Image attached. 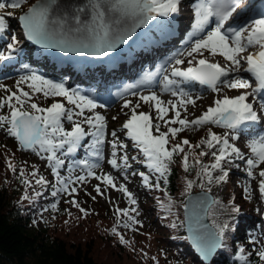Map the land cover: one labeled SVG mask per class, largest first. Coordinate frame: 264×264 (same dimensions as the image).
I'll use <instances>...</instances> for the list:
<instances>
[{"label":"snow or ice","instance_id":"6c2138e0","mask_svg":"<svg viewBox=\"0 0 264 264\" xmlns=\"http://www.w3.org/2000/svg\"><path fill=\"white\" fill-rule=\"evenodd\" d=\"M181 2L182 0H87L86 4L57 12V0H37V3L29 7L23 15L19 16L18 20L22 25L24 37L43 48L104 57L125 43L130 31L135 27L151 21L157 16L171 17L179 13ZM24 3L25 0H12L8 6L19 8ZM243 3L244 0H196L191 5L195 20L192 25L193 32L190 35L198 38L192 40L191 47L179 55L187 54V56L195 58L194 54H196L203 57L204 51H207L211 55L223 56L231 62L232 67L226 69L219 63L209 62L205 58L196 60L194 64L190 59L187 61L189 65L187 68L173 67L172 69L171 76L178 77L180 80H173L169 76L164 77V90H171L173 96H180V105L195 103L183 88L178 87L176 90H172V86L187 81H197L201 85H207L213 91L219 92L217 83L223 78L222 82L226 87L251 88V92L245 91L237 96L224 95L217 98L212 106L191 120L186 117L181 118L180 112L176 110L178 105L171 102L168 104L170 109L175 111V115L170 120H165L170 109L162 106L164 102L155 92L148 95L132 92L133 96L139 95V100L144 103L155 102L156 119L164 122L167 131H161V124L154 122L149 113L137 112L140 107L139 103L133 106L130 100L125 101L124 107L131 108V115L122 128L126 130L125 134L130 139L132 147L138 149V155L142 154L143 159H139L138 162L146 164L149 169L158 174L156 182L150 183L149 175L144 172L139 173L147 187L159 189L161 179L167 184L168 173L171 170L170 165L175 162L174 155L176 154H183L182 161L185 171L196 169L197 178L201 180V188L204 187V178L209 184L227 180L228 171L222 167V162L226 158H230L234 154L235 157L244 159L241 149L230 141L239 138L241 126L247 123H258L264 118L262 117L264 102L260 103L261 113H258L254 104L249 102V97L256 100L259 94L264 93V10H261L255 17H250L248 22L238 29L227 26V22L233 18L234 14H238L237 10ZM5 7V3H0V10ZM8 15L12 14L8 13ZM129 21L132 22V26L125 29L124 26ZM6 30L5 16L0 13V34ZM18 44V37L15 34L11 35L10 42L6 43V53L0 51V61L12 58L19 51ZM252 46L258 47L259 50L255 53L249 52L246 56L241 55ZM174 59L177 65L184 63L182 59ZM242 59L247 64L245 68H241ZM241 71L251 73L255 77V87H252L249 80L240 74ZM231 73H235V75L229 79ZM23 84H27L31 92L25 91L22 87ZM16 85L18 92L5 88L6 93L10 94L0 97V108L7 106L10 110L8 115L0 114V128H5L10 136L15 137L22 148H30L33 151L38 149L39 153L47 154L42 158L48 161L51 171L56 177L57 185H59L53 191V196H56L58 192L72 195L77 192V188L70 187L71 185L85 183L88 177H95L123 192L132 205L137 203L126 185H117L111 174L98 176L94 169L99 167V164L90 162L88 159L76 162L83 167V170H86V175H78L74 178L71 175L68 177L60 175L59 169L65 164L61 155L75 153L85 137H92L91 145L88 146L90 147L88 155L99 159L103 158L101 146L105 142L106 118L93 110L98 106L104 107V105H97L95 99L81 93L78 89H70L63 82L46 78L31 70L20 75ZM4 87V85H0V88ZM34 93H42L46 98L63 97L74 108H66L65 104L59 101L42 107L32 101ZM260 99L264 101V96H260ZM85 110L93 111V114L85 115ZM65 119L71 122L70 130H66L64 127ZM177 123L180 125L179 127L171 126ZM206 124L216 125L228 131L217 134L209 129L208 138L200 141V144H206L208 149H214L220 145L218 152H211L214 157L213 163L204 164L202 162L200 158L208 155L205 151L194 155V159L190 163L189 152L185 151L184 145H188L189 148H198L200 145H191L187 138L179 143L170 142L175 140L177 134L184 131L185 128ZM85 125L88 127L87 131ZM111 136L113 138L110 141L112 159L108 163L113 168H120L119 160L123 162L124 168H129L130 157L126 151L129 145L119 138L115 130L111 132ZM248 147L251 149L252 155L246 160V164L247 174L251 177L254 175L253 169L264 164V133L251 138L248 141ZM65 149L66 152L63 151ZM118 152H123V155L118 157ZM131 159L138 160V156H133ZM9 168L16 171L15 166L11 163ZM72 168L73 166L70 164V173ZM215 169H219L221 174L214 177L212 173ZM29 175L34 178L36 185L43 187L48 184L46 178L38 174V170L34 169ZM20 177L23 184L31 185V180L23 169L20 170ZM259 177V191L264 197V168L260 169ZM194 183V180H186L185 194L191 191ZM95 191L103 194L100 185L96 186ZM245 192H248L247 188H245ZM40 195V192H35V196ZM23 198H29L27 191ZM246 198L250 199V197ZM70 203L81 212L86 211L80 207L74 196ZM159 203L166 213H171L173 202L170 196L168 203L162 201ZM229 203L232 204L231 201ZM212 204L221 205V202L213 200ZM51 207L55 209L56 204ZM231 211L239 213L240 208L238 205L232 204ZM130 212H136V209H116L117 214L128 217L133 223H140L135 216L130 215ZM189 219L192 222L189 224L190 236L188 238L193 241L203 260L211 261L217 250L224 246L223 241L226 239V233L231 230L229 221L218 222L213 219L212 225L209 226L198 215L189 217ZM125 226L129 225L125 223ZM171 226L176 227V223L173 222ZM112 231L116 233V228L114 227ZM120 241L127 243L123 236H120ZM252 241H255L254 236ZM243 251L244 249L240 248L237 256L240 260L245 261V264H248L246 257L242 254ZM256 254L261 262H264V246L258 249Z\"/></svg>","mask_w":264,"mask_h":264},{"label":"rangeland","instance_id":"374dc122","mask_svg":"<svg viewBox=\"0 0 264 264\" xmlns=\"http://www.w3.org/2000/svg\"><path fill=\"white\" fill-rule=\"evenodd\" d=\"M35 1L37 0H25V3L21 5L19 8H13L15 11L12 12H5V19L7 23V28L4 33L6 37H8V31L11 30V28L14 31V34L19 37L21 35V38H25L23 36V30L21 27H19L20 23L18 21V14H21L25 10H27ZM12 3V0H7V5H10ZM191 6V5H190ZM185 7L188 8L189 5L185 4ZM23 10V11H22ZM2 13V12H0ZM8 13H11L12 15H8ZM18 21V23H16ZM14 27V28H13ZM12 31V32H13ZM29 43V42H28ZM6 45V43H5ZM29 49L28 52H30L31 46L28 45ZM35 51V49H32ZM37 51V50H36ZM35 51V53H36ZM39 52V51H38ZM39 54H43L39 52ZM242 56L243 53L241 54ZM194 57L196 58L197 55L194 54ZM183 61L186 63L188 60L193 59V57L187 56V54L183 55ZM17 64L14 66L16 67V72L6 75L5 77H0V85H4V88H0V94L1 97H5L7 94L5 88L10 89L12 91H17V85L16 81L19 79L20 75L27 73L30 68L24 66V62H26L23 58L16 59ZM28 61V60H27ZM227 64L231 65V62L227 60ZM103 65H98L96 67L87 68L88 70H95L101 68ZM98 73L100 76V72L98 70ZM40 74V73H38ZM66 75V74H65ZM103 76V75H102ZM62 78L59 82H62ZM70 80V77L67 79V81ZM95 81H98L96 77L94 78ZM100 82V81H99ZM22 87L25 91L31 92V89L28 88L27 84H23ZM209 89V88H206ZM251 88H228L225 85L220 88L219 92H212L208 93L205 89H200L198 87L194 88L193 91V99L195 103H189L187 105H180V101H177L178 110L181 114V117H186L187 119L191 120L196 118L197 116H200L204 111L207 110L209 106H212L214 101L217 98H221L224 95H228L230 97L237 96L241 94V92H249ZM156 94L160 97L161 101L164 102L162 104L163 107H168L170 109V105L168 102H171L174 100L171 95L166 94L164 92L161 93V91H157ZM126 100H130L132 102V105L139 103L140 107L137 109V112L140 108H146V110H151L153 115L154 122H158L164 127L165 129H162L161 131H167V126L164 124L163 121H159L156 119L157 117V111L154 108V101L149 103H144L143 101L139 100V95L131 96L129 98L124 99L121 102H117L115 104L104 106V107H97L94 112H99L101 115H103L106 118V137L105 142L101 146L102 148V161L94 160V163L99 164V167L95 168L94 171L97 173V175H103V174H111L114 177V182L117 185L124 184L128 188V190L133 194V197L137 201L135 205H132L129 202L128 197L121 191L117 190V188H112L109 185H107L105 182H103L100 179H97L95 177H88L87 182L85 183H79V184H73L70 187H76L77 192L78 188L80 189V192H76V195L72 194L69 195L65 199L61 198V195H64L63 192H58L56 196H53L52 193L55 191L56 187H59L57 185L56 177L52 173L51 168L49 166V163L46 159L42 158V156H46V153H39V150L33 151L32 149L29 150H23L20 147L19 142L16 140L15 137L10 136L5 128H0V144H8L13 146L14 142H16L18 146V151L21 156L22 160H27L28 162H32L34 160H37L38 158L43 159L44 166L48 168V172L51 176V178L55 181H53L52 185H50V193L48 197H46L44 208L48 209L50 206H52L56 202L60 201H66L68 199H72L73 196L77 200L79 198V204L82 206H86L88 208H95L97 205L100 209L109 211L112 210L118 217V219L121 220V226L118 227V232H120V236H123L124 240L127 241V245L132 248L131 250L135 253V259L145 260V263L147 264H189L188 262L182 263L181 261V255L178 252L179 247L176 245H173L170 240L164 239L162 237L163 234H165L167 231H169L170 226L169 224H172L173 222L176 223V226L179 228V230L176 233H181V229L185 227L184 225V216H183V206L185 201V192L181 194V206L179 204L176 205V207L171 209V213L168 214L165 212L164 209L159 210L158 212L164 216H161L160 218H155L154 215L156 213L157 208L150 205L148 199L149 195L146 192L145 189H143L141 186L143 183V178L139 175L140 172H144L145 174H148L144 168L147 166L144 163H140L139 158L138 160H132L131 157L136 156L133 152L131 141L126 136L125 132L126 130H123L122 126L126 122V120L131 115V108L124 107V103ZM260 100V98H259ZM258 98L256 99V102L259 104ZM32 101L38 103V105L42 107L50 106L51 103L54 101H59L65 104L66 108H74L73 105H70L67 103L66 99L63 97H44L42 93H34L32 95ZM13 103H15V100H13ZM261 103V100H260ZM48 104V105H47ZM97 105H102L100 103H97ZM27 108V105H25ZM260 109V104L259 108ZM0 110H4L2 112L3 115H8L10 110L7 108V106L0 108ZM78 111V109H75ZM93 111L85 110V115H92ZM175 111L169 110L167 113V116L165 117V120H170L172 117H174ZM115 117V119H113ZM262 117H264V113L262 114ZM63 123H69L68 127L71 129V122L67 121L66 119L63 121ZM173 127H179L180 125L174 124L171 125ZM206 126H210L211 130L214 132H218L220 130L222 133L225 131H228L225 128L212 125V124H206L202 126H189L185 128L184 131V139L192 138V139H198L199 145L201 148H207L206 144H200V141L202 139L208 138V131H204V128ZM85 130H88L87 125L84 126ZM115 130L117 132V135L119 138L126 144L129 145L127 148V154L129 155V168L123 167V162L118 160V163L121 164L120 168H113L108 161L112 159L111 156V145L110 141L113 139L111 136V132ZM180 132V133H182ZM119 133L127 138H121ZM155 134V133H154ZM250 133L247 130L240 129L239 132V138L236 140L230 141L231 143H234L237 147H239L244 154V159H240L235 157L233 154L232 158L236 162L234 165V170L231 172V174L227 177V180L220 183H211L209 184L207 182V179L205 178L203 180L204 187L203 189L211 191L214 196L215 200H218L221 202V205L226 203V201L230 198L232 195V192L234 190V194L241 200H243L246 197L249 201L246 203L243 201L242 205L239 207L240 212L236 213L237 215L242 214H248L250 217L249 225L245 230L246 237L250 239V244H255L258 249H260L262 246H264V197L261 196L259 191V171L261 168H264V164H261L253 169V176H248L247 174V164L246 160L251 157V149L248 147V141L253 138ZM92 140V138H90ZM92 141H90L91 144ZM188 146V145H187ZM220 145H217L214 149H219ZM66 152V149L63 150ZM60 155V153H58ZM118 157L120 155H123V152H118ZM38 157L37 159L35 158ZM61 158L65 160L64 167L66 171H69V165L71 164L73 166L72 171L73 178L78 175H86L80 167L77 166V159L73 157L71 154L67 155H61ZM0 164L3 165V161L1 159L0 155ZM61 167V168H62ZM224 167V166H222ZM148 168V167H147ZM149 169V168H148ZM152 171L151 169H149ZM60 172V169H59ZM213 176L220 175V170L215 169L213 170ZM61 175V173H60ZM150 177V176H149ZM157 178V177H156ZM163 179H161L162 181ZM97 185H100L102 195L97 193L95 191V188ZM201 187L191 189L197 190ZM245 188L248 189V192H245ZM95 197V199H93ZM220 206V205H218ZM117 208H135L136 212H130V215L135 216L136 220L140 221V223H133L131 220L128 219V217L123 216L122 214H117L116 209ZM46 211V210H45ZM79 211V210H78ZM51 213H44L42 211L39 212V214H36L34 216V221L36 224H40L43 222L44 219H47V216ZM44 215V216H43ZM212 215V214H211ZM223 214H216L215 216L212 215L211 220L213 222V219H216L217 221L220 219V216ZM161 222L166 224L168 227H162ZM125 223H127L129 226H125ZM93 226V224H92ZM83 229V228H82ZM86 229V228H85ZM121 230V231H120ZM81 233L91 234L86 232V230H80ZM175 233V234H176ZM172 235L174 239L177 241L179 240L177 235ZM115 236V235H113ZM255 237V241H252V237ZM130 242V243H129ZM94 250L93 255L96 258L98 263L101 264H136V261L133 258L127 257L126 254L119 255L117 252V249L115 246H113L111 243L101 241L100 238H95L94 241ZM155 258V259H153Z\"/></svg>","mask_w":264,"mask_h":264},{"label":"trees","instance_id":"16d2710c","mask_svg":"<svg viewBox=\"0 0 264 264\" xmlns=\"http://www.w3.org/2000/svg\"><path fill=\"white\" fill-rule=\"evenodd\" d=\"M209 129V127H205L204 131ZM0 140L2 139L0 138ZM182 140V135L177 134L175 140L170 143H179ZM188 140L191 145H199L198 139L189 138ZM168 146L170 147V145ZM184 148L186 152H189L190 163L193 161L194 155L201 151L208 153L200 158L204 164L214 162L211 152L215 149L201 148L200 146L189 148L187 145H184ZM0 155L3 161V165L0 164V264H101L93 255L95 238H100L104 242L108 241L116 247L119 255L126 254L127 257L133 258L136 264H147L145 260L135 259L132 248L126 243H121L120 232L117 234L116 216L113 212L108 209L102 210L97 205L95 208L80 205L86 210L81 212L70 203V200L56 204L55 209L51 206L48 209L44 208L46 197L50 191V186H48L50 177L42 161L38 159L32 162L22 160L16 144L13 146L0 144ZM182 156V153L174 155L175 162L170 165L171 170L168 173L167 184L162 180L159 189L149 187L145 189V193L147 192L149 195L150 205L157 208L154 214L155 218L164 216L158 212L162 209L159 201L168 203L169 196L172 198L173 209L177 204L181 206V194L185 192L186 180L195 181L191 189L200 187L201 180L197 178L196 169L185 171ZM10 163L15 166V172L9 168ZM222 166L228 171L234 168L227 159L222 162ZM21 169L31 180L30 186L21 182ZM34 169L38 170L39 175L46 178L48 181L46 186L41 187L35 184L34 178L29 175ZM26 191L29 193L28 199L23 198ZM35 192H40L41 195L37 197ZM230 201L238 206L242 205L243 201L247 202L245 199L238 198L233 190L226 203L220 206L216 204L210 206L209 216L223 214L218 222L228 220L231 230L226 233L224 246L217 251L209 264H245V261L240 260L237 256L240 248L244 249L242 254L246 257L248 264H264L256 254L258 249L249 244L244 233L245 225L249 224L248 217L232 212ZM40 211L44 215L48 212L51 214L42 223L36 224L33 222L34 216ZM161 223L162 227L170 226L169 231L162 237L170 241L172 239L171 243L179 247L177 249L181 255L182 263L207 264L189 243L184 228L181 229V233H176L179 230L177 226L172 227V224L168 223L167 226L163 222ZM114 227L116 233L112 231ZM80 230H86L91 234L81 233ZM174 234L177 235L178 241L171 237Z\"/></svg>","mask_w":264,"mask_h":264},{"label":"water","instance_id":"95a60500","mask_svg":"<svg viewBox=\"0 0 264 264\" xmlns=\"http://www.w3.org/2000/svg\"><path fill=\"white\" fill-rule=\"evenodd\" d=\"M36 3H37V1H35L32 5H34ZM86 3H87V0H57L58 6L56 7V11L62 12L69 7H74L76 5H83ZM26 11L27 10H25L19 16L23 15ZM89 19H90V16H89ZM154 20H155V18L151 21H148L142 25L135 27L134 30L130 31L129 35L127 36L125 43L119 45L116 49H114L113 52L107 54L104 57H93V56H89L85 53H79V52L65 53V52L60 51L59 49H49V48H47V49L55 57L62 58L65 60H70V61H82L83 63H86V64H95L98 62L112 61L119 54L125 52L129 48V46L131 44H133L135 42V40H137L139 38V36L142 33H144L150 26H152V24L154 23ZM131 26H132V22L129 21L124 27H125V29H128ZM213 200H215L214 194L211 191H208L205 189L195 190V191L190 192L187 195V197L185 199V205H187V207H185V205H184V225H185V230H186L188 237L190 236V233L188 230L189 224L192 222L189 219V217H194V216L198 215V216L203 218V222L205 224H208L209 226L212 225L210 220H209V217H208V211H209V207L211 206ZM188 240L191 243V245L193 246L194 250L197 252L193 241L189 238H188ZM197 254L203 260L202 256L198 252H197ZM203 261L209 264L212 260L211 261L203 260Z\"/></svg>","mask_w":264,"mask_h":264},{"label":"bare ground","instance_id":"6f19581e","mask_svg":"<svg viewBox=\"0 0 264 264\" xmlns=\"http://www.w3.org/2000/svg\"><path fill=\"white\" fill-rule=\"evenodd\" d=\"M258 0H254L252 2H250L247 7L245 8L244 12L239 14L235 19H233L234 22H238L239 24H241L242 26H244L250 17H255V7L257 6V2ZM182 2L185 3H191V0H182ZM163 20L157 19L154 26L152 28H150L149 30L146 31V33H144V35H146L148 32L153 31L155 28H161L162 24H163ZM22 40V39H21ZM141 40V39H140ZM142 41V40H141ZM19 51H17V56H22L24 52L28 51V47L26 45V43H24V45H22L20 48L18 47ZM20 49H24L22 52H20ZM144 49L143 44H140L139 48L136 49L137 52L141 51ZM131 54V53H130ZM217 55V54H216ZM219 55V54H218ZM206 56V54H205ZM215 56V55H213ZM223 56L219 55L218 57H216V59H221ZM193 63L196 62L197 58H193ZM245 63V61L242 59L241 60V65H243ZM34 66V65H33ZM36 70H39V67L34 66ZM232 66H229V68H231ZM52 74V73H51ZM241 75H243L246 79L249 80V82L252 84L254 81L253 76H249L248 73H240ZM232 77L235 75V73H231ZM222 86H224L221 82L217 84V87L220 89ZM208 93H212L215 92L212 89L207 90ZM251 92V90L249 91ZM256 100H253L252 97H249V102H252L253 104L255 103ZM255 106V105H254ZM242 127V126H241ZM259 129H253V130H247L250 134H256V131H258Z\"/></svg>","mask_w":264,"mask_h":264}]
</instances>
